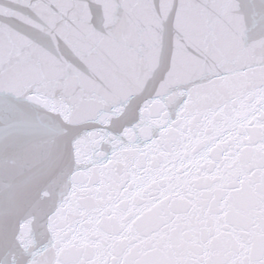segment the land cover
Wrapping results in <instances>:
<instances>
[{
	"label": "snow or ice",
	"instance_id": "6c2138e0",
	"mask_svg": "<svg viewBox=\"0 0 264 264\" xmlns=\"http://www.w3.org/2000/svg\"><path fill=\"white\" fill-rule=\"evenodd\" d=\"M0 264H264V0H0Z\"/></svg>",
	"mask_w": 264,
	"mask_h": 264
}]
</instances>
